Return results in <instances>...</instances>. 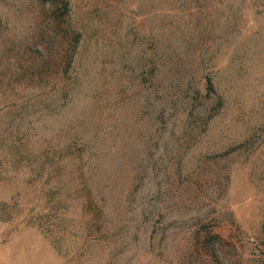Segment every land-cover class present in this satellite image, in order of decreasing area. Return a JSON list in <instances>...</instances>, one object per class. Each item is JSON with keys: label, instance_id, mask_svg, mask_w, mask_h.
Wrapping results in <instances>:
<instances>
[{"label": "rangeland", "instance_id": "374dc122", "mask_svg": "<svg viewBox=\"0 0 264 264\" xmlns=\"http://www.w3.org/2000/svg\"><path fill=\"white\" fill-rule=\"evenodd\" d=\"M0 264H264V0H0Z\"/></svg>", "mask_w": 264, "mask_h": 264}]
</instances>
